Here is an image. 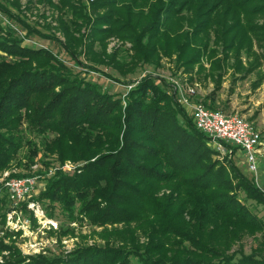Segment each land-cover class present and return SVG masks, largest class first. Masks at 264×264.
<instances>
[{
	"label": "trees",
	"instance_id": "1",
	"mask_svg": "<svg viewBox=\"0 0 264 264\" xmlns=\"http://www.w3.org/2000/svg\"><path fill=\"white\" fill-rule=\"evenodd\" d=\"M57 8L72 17L60 20L61 45L70 58L80 66L69 33L86 25L89 54L97 56L95 45L100 50L101 59L94 61L111 64L124 76L138 63L159 66L163 58L174 59L187 73L196 68L197 74L208 62L214 73L218 48L256 58L254 43H264V0H94L87 8L81 0H60ZM0 11L22 23L3 5ZM22 25L26 37L39 35ZM110 39L131 45L130 67L122 69L108 53ZM0 53L6 55L0 56V173L11 168L22 147L24 124L39 135L52 134L45 153L61 165L81 166L72 174L56 171L35 201L60 205L73 222L122 224L121 237L128 242L26 257L11 238L20 232L4 231L0 264H264L256 252L228 253L247 235L260 234L264 248V222L238 198L241 190L264 208V191L231 158L214 160L209 138L153 78H142L120 96L74 75L49 50L25 46L15 35L0 37ZM258 59L264 63V53ZM94 64L83 67L92 71Z\"/></svg>",
	"mask_w": 264,
	"mask_h": 264
},
{
	"label": "rangeland",
	"instance_id": "2",
	"mask_svg": "<svg viewBox=\"0 0 264 264\" xmlns=\"http://www.w3.org/2000/svg\"><path fill=\"white\" fill-rule=\"evenodd\" d=\"M91 3L88 0H81V4L86 8ZM0 5L17 16L25 26L39 32V35L33 34L26 37V29L22 23L0 11V37L7 34L15 35L22 39L25 46L49 50L66 67H69L74 75L78 73L85 81L96 84L103 91L125 96L142 78L149 76L166 92H171L169 81L171 78L178 80L180 84L196 86L204 104L206 103V106H210L213 110L236 115L251 122L259 132L261 140V145L258 147L260 153L256 159V172H250L247 169L244 155L239 150L233 149L235 154L231 160L247 179L253 180L255 185L264 191V63L262 59H258L264 53V43H254L253 51L258 60L244 51L238 56L218 48V59H216L218 68L214 70V73L210 70L208 62L203 63L205 68L203 73L197 74L196 68L192 73H187L183 68L176 66L174 59L163 58L159 66L138 63L133 67L132 72L124 76L111 64L101 60L94 61V58H100V50L96 45L92 47V50L97 56L89 54V43L86 38L90 32L89 26L81 25L76 28L77 30H70L69 34H72L74 39L71 43L72 50L81 62L80 66L70 58L61 45L65 44V36L60 20L68 21L72 17L70 13L61 15V11L57 8L60 0H51L50 4L48 0H0ZM86 11L92 18L89 9ZM130 46L128 43H121L115 39L109 40L108 53H114V61L122 69L133 64ZM0 56L6 55L0 53ZM6 59L9 60V58ZM93 61L98 63L94 64ZM91 64H94L92 71L83 67ZM103 74L111 76V79ZM114 79L119 81L116 82ZM20 135L22 147L12 162L11 168L0 173V177L7 175L10 179L14 178L10 177V174H30V176L40 174L37 176L38 181L41 182L38 184V191L22 202L24 204L22 208L19 205L14 209L12 200L7 196L5 200H0V236L4 231L13 232V234L20 232V235L11 238L14 240V245L26 257L40 253L47 257L64 256L78 247L104 245L106 241L114 245L128 243L121 237L120 232L124 227L122 224L98 227L87 221L73 222L60 205L51 204L48 201H35L43 191L47 179L56 171L61 170L66 174H72L75 168L81 166V163L65 162L61 165L55 156L47 155L44 151V142L52 138V134L39 135L24 124ZM226 157L215 154L214 160L224 163ZM238 198L264 222V208L261 205L247 199L241 190L238 192ZM4 214L6 215L5 225L1 222V216ZM138 237L140 244L146 241L141 234H138ZM261 241L260 234L244 236L232 245L228 253L241 250L243 254L249 255L256 252L258 256L264 258V248L260 249Z\"/></svg>",
	"mask_w": 264,
	"mask_h": 264
},
{
	"label": "built area",
	"instance_id": "3",
	"mask_svg": "<svg viewBox=\"0 0 264 264\" xmlns=\"http://www.w3.org/2000/svg\"><path fill=\"white\" fill-rule=\"evenodd\" d=\"M88 1L93 2V0ZM169 81L171 83L169 95L184 109L196 129L209 138L216 154L231 158L235 154L233 149L239 150L244 155L247 169L256 172V159L260 153L258 147L261 145V140L253 124L236 115L209 110L196 86L180 84L178 80L171 78ZM38 178V176H27L8 179L7 175L2 176L0 197L6 195L12 200L13 208H18L25 199L38 191L37 187L41 182Z\"/></svg>",
	"mask_w": 264,
	"mask_h": 264
}]
</instances>
